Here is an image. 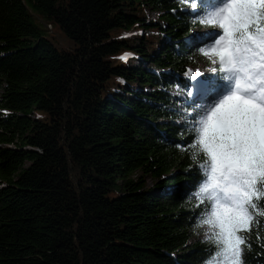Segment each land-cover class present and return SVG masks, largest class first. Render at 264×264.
Instances as JSON below:
<instances>
[{"label": "trees", "instance_id": "16d2710c", "mask_svg": "<svg viewBox=\"0 0 264 264\" xmlns=\"http://www.w3.org/2000/svg\"><path fill=\"white\" fill-rule=\"evenodd\" d=\"M201 2L0 0V264H207L218 251L200 236L207 158L184 115L203 102L189 76L209 44L195 29L214 27ZM254 203L244 264H264Z\"/></svg>", "mask_w": 264, "mask_h": 264}, {"label": "snow or ice", "instance_id": "6c2138e0", "mask_svg": "<svg viewBox=\"0 0 264 264\" xmlns=\"http://www.w3.org/2000/svg\"><path fill=\"white\" fill-rule=\"evenodd\" d=\"M201 6L210 13L201 22L216 29L205 34L209 47L202 54L215 57L222 74L197 81L203 102L194 117L184 113L195 135L192 147L207 158L198 165L205 179L193 196L210 202L201 224L210 226L208 238L219 248L207 264H244L240 233L251 230L249 209L264 198V0H213L210 6L202 0ZM189 76L195 79L191 70Z\"/></svg>", "mask_w": 264, "mask_h": 264}, {"label": "rangeland", "instance_id": "374dc122", "mask_svg": "<svg viewBox=\"0 0 264 264\" xmlns=\"http://www.w3.org/2000/svg\"><path fill=\"white\" fill-rule=\"evenodd\" d=\"M35 21L37 24L41 25L44 29H45V34L47 36H50L53 38V40L55 41V43L57 45H59L61 48H69L70 46H72V42L70 41V39L67 37L66 33L60 29V27H58L57 25H54V29L50 30L47 29L46 24H44V22L42 20H40L38 18V16H35ZM215 26L214 27H200V28H196L194 31V36L204 39V40H208L209 41V37L207 35H205L206 33H212L214 32ZM214 42V41H213ZM209 47V44L207 45V48ZM215 57H209V56H205L204 61H199L198 64L196 66H192L190 68L192 76L195 77V79H190V83L192 84L193 88L190 90L191 93L190 94H194L195 92H200L198 91V87H197V81H201L203 82L205 79L207 78H214L217 74V72L219 71V64H213L212 60ZM132 63H137V62H132ZM216 68L218 71L217 72H213L212 70ZM200 73L199 76H197L196 74ZM190 78V77H189ZM174 93L175 89H174ZM148 182L150 185L153 184V180L152 178L149 176L148 177ZM209 225H203L202 226V233H201V237L206 238L209 235H211V233L209 232Z\"/></svg>", "mask_w": 264, "mask_h": 264}, {"label": "bare ground", "instance_id": "6f19581e", "mask_svg": "<svg viewBox=\"0 0 264 264\" xmlns=\"http://www.w3.org/2000/svg\"><path fill=\"white\" fill-rule=\"evenodd\" d=\"M202 38V37H201Z\"/></svg>", "mask_w": 264, "mask_h": 264}]
</instances>
